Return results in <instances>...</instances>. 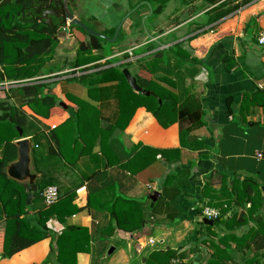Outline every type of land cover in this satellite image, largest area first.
<instances>
[{
    "label": "crops",
    "instance_id": "obj_1",
    "mask_svg": "<svg viewBox=\"0 0 264 264\" xmlns=\"http://www.w3.org/2000/svg\"><path fill=\"white\" fill-rule=\"evenodd\" d=\"M140 3L80 0L72 7L85 25L112 40L126 14ZM201 5V0H169L163 13L146 21L156 41L145 34L142 19L149 9L141 7L123 24V38L104 40L102 48L92 45L93 36L79 27L59 31L58 18L50 16L56 30L51 54L18 64L32 66L33 77L9 79L4 73L9 67L0 60V83L19 84L0 91L2 98L9 96L16 103L15 89L36 84L42 86L41 96L56 100L48 117L23 107L37 121L36 130L27 135L0 125V159L7 142L30 139L33 151L32 137H44V152L49 141L57 155L44 153L39 166L62 198L74 197L72 207L61 201L55 206L57 213L47 223L48 238L0 264H62L57 238L69 228H83L87 236L77 253H64L66 264H146L152 252L167 250L184 256L182 264H211L212 258L213 264H264V46L258 44L264 0L200 30L206 20V10L198 12ZM177 48L181 54H175ZM110 69L118 77L105 78L104 71ZM124 69L137 81L150 80L149 92L168 100L173 118L169 126L137 106L119 76ZM32 170L37 184L41 175L35 172L33 153ZM182 173L176 189L170 183L164 195L167 178ZM19 184L27 186L29 196V186ZM106 190V195L112 192L144 203L141 232L115 228L113 235L101 237L111 224L115 227L100 206V194ZM155 192L160 198L152 207L149 197ZM27 206L26 217L36 224V214L44 209L42 196L33 197ZM222 206L226 213L220 216ZM206 208L222 219L204 217ZM6 224L0 201V254ZM111 248L115 250L109 254Z\"/></svg>",
    "mask_w": 264,
    "mask_h": 264
},
{
    "label": "trees",
    "instance_id": "obj_2",
    "mask_svg": "<svg viewBox=\"0 0 264 264\" xmlns=\"http://www.w3.org/2000/svg\"><path fill=\"white\" fill-rule=\"evenodd\" d=\"M144 1L152 5L154 10L153 15H160L163 13L169 2V0H141V2ZM201 1L202 5L198 12L206 10L203 15L206 20L202 25L198 26L197 29L200 30L204 29L206 26L216 25L240 8L250 5L257 0ZM14 2L15 5L18 6V10L15 12H7L4 19L0 18V60L2 65L9 67L4 70V73L6 71L5 75L7 74L9 79L24 80L34 76L33 73H31L34 68L32 66L21 68L18 67L20 66L18 64H26L32 60H40L39 58L42 56L51 54L56 45V30L42 17L43 11H45L44 1L14 0ZM10 3L11 0H5L0 6V10ZM135 6L136 5H134L133 8H135ZM144 7L145 6L142 8ZM40 16L41 19L39 20ZM12 19H18L23 24L14 23L11 21ZM124 35V30L122 29L118 40H121ZM91 39L92 45L99 48H102V43L106 42L94 37H91ZM82 47H84V44ZM180 51L181 50L177 48L175 54H181ZM225 61L227 63V70L231 71L232 67L228 64L229 59L227 58ZM104 73L106 74L105 78H111L113 75L118 77V74L115 73V69L104 71ZM119 76L131 91L133 98L139 102L137 106L145 107L155 116L162 126L167 127L173 122V118H170L171 115L168 114V100L166 101V98L159 96L155 92V96L149 97L140 93L135 94L130 89L124 75L120 73ZM149 81L150 80L141 78L138 80V83L144 90L150 91L148 87ZM15 90H17L18 94V102L16 103H12L9 96L2 98L0 94V113H2L0 115V125H9L17 135L20 130L27 135L32 129L36 130L37 121L27 116V114L22 111L23 107L28 106L35 114L48 117L50 110L56 104V100L49 95L41 96L42 86L36 84H22ZM26 128L30 130L27 131ZM24 137L26 136L24 135ZM32 141L35 145L33 148L35 172L41 175V178L37 181L38 192L34 195V198L41 199L43 191L47 187L53 186L55 183L51 178L45 176L42 172V167L39 166V160L42 161L45 153L42 148L44 137L34 135ZM48 143L49 145L47 144L48 149L45 155L48 157H52L53 154L57 155L52 144L49 141ZM16 157V144L11 143V141L7 142L3 151V157L0 159V201L3 204L7 216L3 252L0 254V260L10 259L17 253L48 238L50 232L47 228V223L52 218L53 214L57 213L55 206L61 201L62 206L72 207V201L74 199L72 196L62 198L59 192L58 202L52 206H46L44 203V209L36 214V224H33L30 219L26 217L29 210L27 206V186L17 183L6 174L8 164L14 161ZM181 176H185L184 173L176 177L167 178V181L163 185L164 195L168 196L170 183L173 184L171 189H176L174 188L175 183ZM178 189L177 192L179 191ZM106 193L107 190L100 194V199L102 198L101 200L103 201V203L101 201L100 206H102V210L110 213L111 221L115 223V227L111 224L109 228L101 233V237L109 236V234L110 236L113 235L115 228L126 233L141 232L145 220L144 203L140 200L127 199L116 194L114 195L112 192H108V195H106ZM174 196L176 197L177 194ZM248 200H250V198ZM92 204L91 202V205ZM221 208L222 214L220 216H223L226 210L224 206ZM220 219H222V217H219V221ZM206 228V231H209L211 227ZM86 234L87 231L83 228H69L59 236L57 238L58 262L66 264L64 253L66 251L69 253L73 252V254L77 253L82 242L81 239L87 236ZM212 246L215 247L213 244ZM182 259H184V256H178L177 252L173 250L154 251L146 264H173L174 260H180V264H182ZM213 260L212 258L211 264H213Z\"/></svg>",
    "mask_w": 264,
    "mask_h": 264
},
{
    "label": "water",
    "instance_id": "obj_3",
    "mask_svg": "<svg viewBox=\"0 0 264 264\" xmlns=\"http://www.w3.org/2000/svg\"><path fill=\"white\" fill-rule=\"evenodd\" d=\"M72 0H49V4L53 7H55V11H47L43 15V19L48 22L50 26L53 25V20L50 19V16H55L59 20V31L67 32L69 33L70 30L68 26H76L84 30L87 34L95 37L100 38L103 40H106L110 43L116 42V40L119 37L120 31L123 27V24L128 20L130 16H132L134 13H136L141 7L146 6L149 9V14L147 16H144L142 19V24L144 26V31L147 37L154 41L155 38L151 36L146 28V21L153 16L154 10L150 3L148 2H142L139 5H137L133 10L128 12L126 16L123 18L122 22L119 24V26L116 29V33L114 35V38L112 40H109L104 35H101L93 30H91L89 27H87L82 21L79 16V14L75 11V9L71 6ZM58 13V14H55ZM156 41V40H155ZM159 43V42H158ZM123 74L126 78V81L128 85L131 87L132 90H134L137 93H140L144 96H153V93L144 90L138 83L137 79L131 75V73L128 71V69L123 70ZM20 136H23V132L20 130ZM17 147V160L12 162L7 166V175L12 180L24 183L29 186V196L27 199V204L29 205L34 197V195L38 192V186L36 184V180L38 176L33 173L32 170V144L30 139L22 138L20 141L16 143ZM160 198V193L155 192L152 196L149 197V199L152 201V207L158 202ZM207 223L212 224L213 221H208ZM115 248H111L109 254H112L114 252Z\"/></svg>",
    "mask_w": 264,
    "mask_h": 264
},
{
    "label": "built area",
    "instance_id": "obj_4",
    "mask_svg": "<svg viewBox=\"0 0 264 264\" xmlns=\"http://www.w3.org/2000/svg\"><path fill=\"white\" fill-rule=\"evenodd\" d=\"M5 0H0V6ZM258 44L260 46H264V30H262L258 36ZM0 73L3 74V70L0 68ZM18 83L15 82H7L4 80L2 83H0V91H8L16 86H18ZM261 156V155H259ZM42 198L46 206H52L56 204L59 200V190L56 186H49L47 187L43 193ZM203 216L210 220H216L219 218V213L217 211H214L213 209H203Z\"/></svg>",
    "mask_w": 264,
    "mask_h": 264
},
{
    "label": "rangeland",
    "instance_id": "obj_5",
    "mask_svg": "<svg viewBox=\"0 0 264 264\" xmlns=\"http://www.w3.org/2000/svg\"><path fill=\"white\" fill-rule=\"evenodd\" d=\"M18 10V6L17 5H15V2H14V0H11V3L10 4H7L2 10H0V18H2V19H4V17H5V14L7 13V12H15V11H17ZM100 12H102V10L100 11ZM94 16V15H93ZM11 21H13L14 23H18V24H23V23H21L18 19H12ZM86 21V20H85ZM101 22V21H100ZM85 23H87V22H85ZM84 23V24H85ZM87 25V27L89 26L90 27V29L91 30H95L96 31V29H97V27H94L93 25H91V24H86ZM20 46H22V45H20ZM108 47V46H107ZM109 48V47H108ZM84 55V54H83ZM82 55V56H83Z\"/></svg>",
    "mask_w": 264,
    "mask_h": 264
},
{
    "label": "flooded vegetation",
    "instance_id": "obj_6",
    "mask_svg": "<svg viewBox=\"0 0 264 264\" xmlns=\"http://www.w3.org/2000/svg\"><path fill=\"white\" fill-rule=\"evenodd\" d=\"M42 1H44V5H45V11H43V14H42V16L44 15V13L45 12H47V11H55V12H57L56 10H55V7H53V6H51L50 4H49V0H42ZM78 1H80V0H72V2H71V6H73L74 5V3H76V2H78ZM55 14H58V13H55ZM55 17V16H54ZM55 27V26H54Z\"/></svg>",
    "mask_w": 264,
    "mask_h": 264
}]
</instances>
